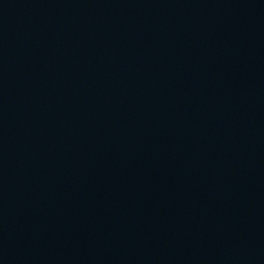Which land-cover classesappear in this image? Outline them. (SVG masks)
Returning <instances> with one entry per match:
<instances>
[{
  "label": "water",
  "instance_id": "water-1",
  "mask_svg": "<svg viewBox=\"0 0 264 264\" xmlns=\"http://www.w3.org/2000/svg\"><path fill=\"white\" fill-rule=\"evenodd\" d=\"M0 264H264V0H0Z\"/></svg>",
  "mask_w": 264,
  "mask_h": 264
}]
</instances>
